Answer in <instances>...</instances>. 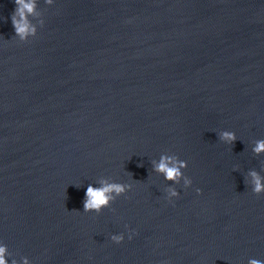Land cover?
Returning a JSON list of instances; mask_svg holds the SVG:
<instances>
[{
	"label": "water",
	"instance_id": "obj_1",
	"mask_svg": "<svg viewBox=\"0 0 264 264\" xmlns=\"http://www.w3.org/2000/svg\"><path fill=\"white\" fill-rule=\"evenodd\" d=\"M15 7L0 0L6 264H264V0H35L23 39ZM101 182L126 191L85 212Z\"/></svg>",
	"mask_w": 264,
	"mask_h": 264
},
{
	"label": "clouds",
	"instance_id": "obj_2",
	"mask_svg": "<svg viewBox=\"0 0 264 264\" xmlns=\"http://www.w3.org/2000/svg\"><path fill=\"white\" fill-rule=\"evenodd\" d=\"M14 3L16 7L11 16V23L16 35L20 36L22 39L26 38L28 35H34L35 28L31 26L27 17L34 13L35 0H14ZM220 139L224 143L232 144L235 142L236 136L232 132L225 131L220 134ZM253 151L256 154L264 153V140L257 141ZM186 168V161L174 160L171 157L162 156L160 162L155 165L154 170L162 174L171 184H179L181 180H183L185 188H190L192 186V180L184 176L182 172V169ZM250 175L254 185V193L257 195L264 193V180H262L255 171L251 172ZM125 191L126 186L119 183L109 184L101 182L100 187H93L90 184L87 186L85 192L83 210L85 212H99L104 207H107L115 196L122 195ZM196 191L197 195L201 194L199 189ZM168 197L169 202H171L173 200L172 198H179V193L174 188H169ZM128 238L131 240L132 234H130ZM111 239L115 244H121L124 240V235L112 236ZM5 251L4 248H0V264H6L4 259ZM25 264H27V261H25ZM249 264H262V261L253 258L249 260Z\"/></svg>",
	"mask_w": 264,
	"mask_h": 264
}]
</instances>
